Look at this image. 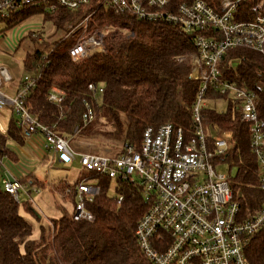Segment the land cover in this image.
Returning <instances> with one entry per match:
<instances>
[{"label":"trees","instance_id":"16d2710c","mask_svg":"<svg viewBox=\"0 0 264 264\" xmlns=\"http://www.w3.org/2000/svg\"><path fill=\"white\" fill-rule=\"evenodd\" d=\"M191 1L169 0L167 9L175 11L179 3ZM205 1L214 5L218 0ZM86 8L92 12L90 29L109 24L118 28L126 26L127 33L109 31L104 38L105 50L79 61H72L68 55L72 40L61 39L51 51L45 52L39 47L29 51L23 60L24 71L39 75L25 100L29 112L57 134L72 137L76 125L84 126L83 100H87L95 117L83 128L84 132L90 133L96 125L109 122L124 127V122L111 115L108 110L111 109L127 120L125 143L135 149L147 126L170 122L189 128L199 82L189 77V65L176 59L195 50L193 35L184 32L178 24L139 20L105 8L99 0H91L76 10L25 9L15 19L0 23L7 29L8 25L40 15L43 23L48 22L55 31L64 32L77 23L81 10ZM219 67L224 80L238 88L257 91L258 115L264 117V54L244 47L233 48L219 60ZM88 83H96L102 91L95 94L87 88ZM52 87L63 91L61 103L48 100ZM207 99L228 101L226 112H217L205 105L203 123L206 129L231 133L229 148L215 159L228 165V170L232 166L237 168L234 178L229 175V185L239 204L240 217H251L264 202V190L259 187L258 161L250 148L248 126L240 122L235 102L226 95L210 91ZM99 108L106 109L96 115ZM16 120L10 119L7 138L24 143ZM101 134L111 139L122 138V134L113 137L104 130ZM6 142L0 134V157L12 155ZM84 175L82 172L72 184L62 185L60 193ZM29 177L20 180L25 182ZM97 179L99 193L86 204L93 220H74L72 213L61 214L50 219L49 226L39 225L37 239L31 237V223L18 210L20 202L0 188V264H153L139 248L135 236L138 221L148 207L142 187L105 176ZM32 181L41 186L35 176ZM111 188L117 196L109 194ZM118 196H121L119 202ZM69 202L73 207L72 194ZM263 253L264 229L251 238L246 249L251 264H258Z\"/></svg>","mask_w":264,"mask_h":264},{"label":"built area","instance_id":"2783aa9c","mask_svg":"<svg viewBox=\"0 0 264 264\" xmlns=\"http://www.w3.org/2000/svg\"><path fill=\"white\" fill-rule=\"evenodd\" d=\"M90 1L0 0V21L13 20L25 9L76 10ZM99 1L116 13L139 20L175 23L193 35L195 50L176 57L189 65V77L199 82L191 106L190 127L170 122L147 126L137 149L125 143L115 155L77 151L71 145V136L57 134L27 109L26 97L39 75H23L15 93L7 96L2 84L10 81L11 76L2 65L0 108L13 110L24 138L42 134L41 146L46 153L63 165L76 161L83 167L86 175L65 188L74 198V220H93L86 204L99 193L97 176L127 180L142 187L143 198L148 203L135 236L139 248L153 264H251L246 249L251 238L264 229V202L251 217H240L229 174L218 170L224 163L215 159L230 143L211 136L210 129L204 127L202 108L210 91L235 102L240 122L248 126L250 148L258 161L259 187L264 190V117L258 115L259 95L256 90L238 88L224 80L219 67V60L233 48L244 47L264 54V0H218L214 5L192 0L179 3L175 11L167 9L169 0ZM87 23L84 22L83 32L67 49L72 61L105 50L104 38L110 26L90 29ZM120 31L127 33L125 27L119 28ZM87 88L95 94L102 91L96 83H88ZM63 97L62 90L52 87L47 98L57 104ZM83 105L85 126L95 115L87 100H83ZM84 126H76L72 136ZM0 177L2 189L17 202L21 191L29 195L39 190L30 177L23 182L7 171L0 173ZM120 200L118 196L117 201ZM258 264H264V253Z\"/></svg>","mask_w":264,"mask_h":264},{"label":"rangeland","instance_id":"374dc122","mask_svg":"<svg viewBox=\"0 0 264 264\" xmlns=\"http://www.w3.org/2000/svg\"><path fill=\"white\" fill-rule=\"evenodd\" d=\"M91 15L92 12H88V8L81 10V16L76 21L77 23L64 32L61 30L55 31L48 22L43 23L40 15H33L18 24L8 25L9 28L7 29L0 23V65L4 66L11 77H13L9 82L3 83V93L11 96L21 76L25 74L33 75L31 72H25L23 68V60L29 51H33L38 47L43 48L45 52L51 51L55 47L54 45L59 43L61 39H65V41L72 40L74 42L77 36L79 37L83 32L82 25L84 22H88L87 26L90 27ZM104 26L105 24H103ZM107 26H110L109 31L114 30L116 32L119 31V28H124H118V26H111L109 24ZM107 26L106 29L108 28ZM100 27L102 26L95 28ZM45 42L48 43L45 44ZM203 102L208 107H213L217 112H226L228 108L227 99L213 100L206 98ZM102 109L99 108L96 115ZM10 117L16 118L15 115L10 113L9 107L4 106L0 108V132L2 134L7 127L8 118ZM118 119L120 118L118 117ZM120 120L126 124L127 120L125 121L123 115ZM92 127H94V124ZM81 130L79 131V136L72 137L70 140H72L73 146L82 152L115 155L121 151L122 146L125 144L126 126H118L114 122H109L107 125L104 123L103 126L96 125L90 133H85L84 130ZM102 130L108 131L109 136L113 137H118L122 134V138L111 139L105 137L101 134ZM210 134L213 138L225 139L227 141L231 138L230 132L217 130L216 128H211ZM35 137L38 138L37 136ZM39 137L43 141L42 134ZM6 148L12 155H6L2 158L0 173L3 174L7 171L11 176L19 179L28 175L31 176L30 178L35 176L40 181L41 186L38 185V191H32L29 195L21 191L18 195L20 202L18 210L31 223V237L37 239L40 233V224L49 226L50 219H55L61 214L71 215L73 211V207L69 202L71 194L67 193V191L60 193L59 190L62 185L72 184L81 176V172L84 169L76 161L70 165H63L53 158L51 153H48L49 161L39 162L37 155L41 153V150H44L37 143H30L27 138H24V143L7 138ZM218 170L228 173L231 178H234L237 173L235 166H232L228 170V165L226 164L220 166ZM0 188H2L1 177ZM109 194L117 196L113 188L110 189ZM28 208H31L32 211L30 212Z\"/></svg>","mask_w":264,"mask_h":264},{"label":"crops","instance_id":"0c3cea01","mask_svg":"<svg viewBox=\"0 0 264 264\" xmlns=\"http://www.w3.org/2000/svg\"><path fill=\"white\" fill-rule=\"evenodd\" d=\"M11 76V75H10ZM13 79V77H11V80ZM19 81H20V78L18 79V81H17V85H16V87H15V89H14V91H13V94L15 93V90L17 89V87H18V85H19ZM5 82H9V81H5ZM5 82H3V83H5ZM2 87H3V84H2ZM12 94V95H13ZM103 109H106V108H103ZM9 110H10V113L12 114V115H15L14 114V112H13V110L11 109V108H9ZM108 110H110V112H111V115L112 116H115V117H119L120 119H121V117H122V115L121 114H119V113H116L115 111H113V110H111V109H108ZM119 115V116H118ZM10 119H11V117L10 118H8V122H7V127H8V123H9V121H10ZM119 119V120H120ZM86 126V125H85ZM84 126V127H85ZM125 126H126V124H125ZM7 127H6V129H5V131H3V134L0 132V134L1 135H3L6 139H7ZM1 130V129H0ZM82 130H83V128H82ZM81 130V131H82ZM80 134L78 133H76L74 136H72V137H75V136H79ZM36 136L38 137V138H27L28 140H29V142L30 143H32V144H35V143H37L38 144V146L40 147V148H42V146H41V138L39 137V134H36ZM72 137L70 138V139H72ZM72 141V140H71ZM71 145H72V147L75 149V150H77V151H80L79 149H77V148H75L74 146H73V144L71 143ZM37 155V154H36ZM37 160L39 161V162H45V161H49V159H48V153H46L45 151H42L41 150V153H39L38 155H37ZM82 173V172H81Z\"/></svg>","mask_w":264,"mask_h":264},{"label":"bare ground","instance_id":"6f19581e","mask_svg":"<svg viewBox=\"0 0 264 264\" xmlns=\"http://www.w3.org/2000/svg\"><path fill=\"white\" fill-rule=\"evenodd\" d=\"M93 119H94V117L91 119V121H90L89 123H91V122L93 121ZM89 123H88V124H89ZM88 124H87V125H88ZM87 125H86V126H87Z\"/></svg>","mask_w":264,"mask_h":264},{"label":"water","instance_id":"95a60500","mask_svg":"<svg viewBox=\"0 0 264 264\" xmlns=\"http://www.w3.org/2000/svg\"><path fill=\"white\" fill-rule=\"evenodd\" d=\"M9 177V179H11V177L10 176H8Z\"/></svg>","mask_w":264,"mask_h":264}]
</instances>
